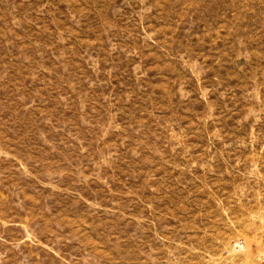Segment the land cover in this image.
I'll return each instance as SVG.
<instances>
[{
	"label": "rangeland",
	"instance_id": "rangeland-1",
	"mask_svg": "<svg viewBox=\"0 0 264 264\" xmlns=\"http://www.w3.org/2000/svg\"><path fill=\"white\" fill-rule=\"evenodd\" d=\"M0 264H264V0H0Z\"/></svg>",
	"mask_w": 264,
	"mask_h": 264
}]
</instances>
